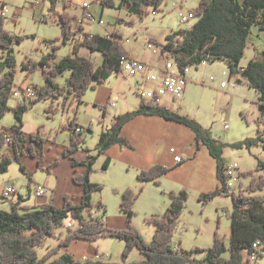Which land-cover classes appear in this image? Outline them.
I'll use <instances>...</instances> for the list:
<instances>
[{
  "label": "rangeland",
  "instance_id": "1",
  "mask_svg": "<svg viewBox=\"0 0 264 264\" xmlns=\"http://www.w3.org/2000/svg\"><path fill=\"white\" fill-rule=\"evenodd\" d=\"M75 1L78 2V0ZM32 2L33 0H0V7L5 5L8 9L6 18H4L5 29L10 34L23 38L22 42L16 43L13 48V55L17 61L16 78H14V89L16 90L26 86H42L44 83L45 78L41 69L33 74H29L27 70L23 69V65L29 60L40 62L54 46L60 45L56 51L57 57L54 59L55 63H59L73 50V43H62V29L54 21L55 18L49 11V2L45 4L46 9H43V15L40 9L33 8ZM200 2L201 0H165L157 10L149 8L148 17L142 21L138 15H131L126 8H119L120 1L116 0L115 8L104 7L103 17L95 14L92 8L96 17L103 19V26L98 23L85 24L84 31L86 34L108 36L111 35H109L110 32H119L123 35L119 39V43L125 53L131 54L132 58L138 62L162 66L165 64V60L159 55H154L153 51L147 48L148 43L153 39L163 44L166 37L173 32L180 28L189 29L196 20L183 24L181 14L195 10ZM76 11L71 10V12ZM50 13L53 19L45 21L44 15L49 16ZM73 16L80 17L81 14L79 12ZM263 52L264 35L258 27L254 26L241 66L249 64L255 53L261 56ZM7 54L6 50L0 48V61ZM80 56L90 58L98 64L102 63L103 57L97 52L92 53L83 49ZM128 57L130 56L128 55ZM190 70L188 73L190 81L186 86L184 97L175 102L165 97L163 104L181 116L196 120L203 128L210 131L212 137L223 142L225 144L223 156L225 165H236L241 175L249 171H254V177L263 175L264 171H257V166L259 162L264 163V141L258 144H246L241 149L231 146L247 140H256L259 130L263 133L264 138V117L261 116L257 92L248 87V84L240 76H231L229 66L225 61L195 64ZM68 77L69 73L67 72L63 76L56 77L54 81L64 87ZM135 81L134 78L115 74L107 83L97 85L96 90L89 89L84 95L81 105L77 102L71 104V101H67V106L69 103L71 104L70 110L68 107H63V97L52 98L48 101L42 100L25 114L24 130L27 133H32L41 127L46 137L63 143L64 138H69L70 134L63 127L77 117L78 122L84 128L82 149L89 150V154L92 156H97V144L101 140L103 132H107V127L113 134L119 122L121 124L127 115L138 111L140 99L135 91L137 90L134 85ZM203 81L205 83H202ZM223 83H226L225 88L222 87ZM143 90L141 89V91ZM17 101L13 96L10 99L13 106L17 105ZM52 105H54V112L48 113ZM104 105L107 106V109L105 119L102 120L104 111L102 106ZM118 114L122 116H118ZM132 117L134 119L128 121L122 130L126 131L128 136L135 135L137 144L132 146L130 140L125 141L123 145L121 143L125 151L123 154L116 149L112 152L113 161L109 171L104 172L103 170L104 157H99V161L94 164V171L95 169L98 171L94 173L92 171V175H94L93 177L91 175V180L102 185V190L95 192L92 196L91 202L95 206L92 210L93 217L102 216L105 212L103 206L101 208L98 206L102 202L108 213L109 223L105 222L106 225L117 231L127 229L128 222L125 214L120 210L122 195L127 189H132L135 193L141 191L139 199L133 207L135 215L132 217L131 224L143 240L150 244L153 241L156 227L149 224L146 219L165 214L172 202L169 196L171 192L185 191L188 201L182 218H180L179 228L174 233L173 243L184 250L209 249L213 247L214 235L218 233L225 245L230 248L231 217L234 205L232 195H250L244 190L249 185L251 178H244L240 175L239 183L233 194L228 197L220 195L212 203L203 205L199 200L200 195L213 192L220 187L216 176V161L210 155L205 143L198 140L197 134L191 127L181 124V122L173 124L171 131L173 138H169L170 133L166 132V128L169 127L159 123L156 119H151L157 116L135 114ZM14 123H16L15 113L9 111L0 121V131ZM227 125L228 129H226ZM146 135L150 136L145 137ZM128 136L126 137L128 138ZM163 136L164 139L161 138ZM159 138L165 141L167 158L172 157L171 159H173L176 155H180L183 157V163L168 167L169 173L166 178H161V185L157 186L154 183L149 185L139 181L138 175L140 172L148 170L143 169L146 168L143 166L144 164L152 163L149 150L152 143ZM5 152L8 153L7 150ZM132 160L135 163L138 162L134 164ZM20 169V165L13 162L8 171L0 175V190L13 186L17 195H11L16 198H18V194L28 197L30 191L29 206L33 207L35 201L38 203L42 199V197L36 196L35 186L45 187L49 173L39 169L36 175L29 176L23 175ZM32 182L34 183L32 184ZM50 193L49 189L46 195H50ZM261 194L263 193L251 195ZM11 195L9 197L12 198ZM3 202L0 200V209L10 211V205L3 204ZM86 215L90 218L88 212ZM122 220H124V224L119 223ZM72 227L75 228L76 225L72 223ZM66 230H68L67 226L58 230L57 233H66ZM56 245H59V239L57 237L49 238L44 247L37 248L39 257L43 258L48 250ZM125 247V242L113 237L100 238L93 243L80 240L70 245L68 249H62L61 255L68 253L80 261L95 260L99 257L97 260L102 259L101 262L108 264H128L145 259L137 249L131 251L129 257L125 259L123 257ZM229 255L227 252L224 257L229 258ZM205 257L206 253L196 254L197 260H204ZM253 264H264V253Z\"/></svg>",
  "mask_w": 264,
  "mask_h": 264
},
{
  "label": "trees",
  "instance_id": "2",
  "mask_svg": "<svg viewBox=\"0 0 264 264\" xmlns=\"http://www.w3.org/2000/svg\"><path fill=\"white\" fill-rule=\"evenodd\" d=\"M51 10L55 13L57 0H51ZM119 8L124 7L131 15H138L144 21L149 15V8L158 9L165 0H119ZM116 0H102V7L115 8ZM196 13V22L189 29L180 28L166 37L165 43L151 41L164 52H168L172 58L180 64L184 73L186 68L195 64L201 65L205 62L225 61L229 66L231 76L238 75L244 80L248 87L254 89L258 95V105L261 116L264 117V52L261 56L258 53L249 61L247 67L241 66V61L246 55L250 35L254 26L264 35V0H201L200 5L193 10ZM59 26L62 29V43L70 42L71 29H75L74 21L77 16L69 13L59 15ZM5 19L0 17V48L7 51V56L0 61V121L9 111H14L16 123L10 127H4L0 131V175L5 174L13 162L20 161V155L27 148L29 155L35 157L42 150L43 143L47 140L43 136L41 127L38 132L27 136L23 131L24 116L29 109H32L42 100L48 101L52 98H64L63 107L71 99V104L83 103V97L88 90H96L97 85L107 83L110 78L122 74V61L128 57L119 43L122 38L119 32H113L110 36L101 34H86L82 41L73 43V50L59 63H55L57 49L60 45L53 47L51 52L40 62L29 60L23 65V69L33 74L41 69L44 76L42 86L35 85L32 88L36 91L35 98L29 103H21L10 106V99L14 93V78H16V58L13 55L14 45L20 44L22 37H17L8 32L4 27ZM131 23V22H129ZM83 29L81 28L80 31ZM87 49L92 53L102 55V63L98 64L90 58L80 56V52ZM69 72L70 77L66 85L61 87L54 79L59 75ZM102 120L105 119L107 106H102ZM54 105L48 113L54 112ZM161 116L166 120L181 122L195 131L198 140L205 143L210 155L216 161L217 179L220 187L213 192L200 195V202L203 205L210 204L213 200L224 195L228 197L227 182L224 176L226 165L224 162L225 144L212 137L209 130L203 128L196 120L187 116H181L172 112L164 105H153L140 100L137 112L132 115ZM120 126H116L113 134L110 130L103 132L101 140L97 144V156L88 155L84 164L87 170L82 175L74 177V182L83 186L84 193L79 204H75L71 196H66L62 208L47 204L40 208H29L11 204V210L0 209V264H108L101 260L75 259L71 254L64 253L62 249L69 248L75 242L86 240L93 243L100 238L113 237L126 243L123 257H129L131 251L137 249L145 259L140 262L128 264H248L247 255L254 253V244L261 246L259 256L264 253V174L254 177V171L243 173L244 178H251L245 192L250 195H232L233 212L231 217L232 235L231 246L228 248L222 238L216 233L214 235L213 247L196 248L184 250L177 248L173 243V236L179 228V221L186 208L188 195L185 191L171 192L169 196L172 202L162 216L147 218V222L156 227L153 241L147 244L139 235L138 231L131 224L135 213L133 207L139 199L140 193L127 189L122 195L120 205L121 211L126 215L128 228L117 231L109 228L101 218H94L92 210V196L95 192L102 190V185L91 180L94 164L98 156L106 153L108 148L118 141ZM82 127L77 117L70 120L64 130L70 132L69 145L66 147L65 157L75 155L84 141L83 134L79 135L76 130ZM83 128V127H82ZM9 138V149L5 152L6 138ZM54 141V140H53ZM263 133L259 130L258 138L247 140L243 143L231 145L234 148H242L244 145L258 144L263 142ZM35 143V144H34ZM88 153L89 150H87ZM12 155V156H11ZM42 158V157H41ZM40 158V165L42 159ZM57 164L54 163L52 167ZM74 165L78 163L74 161ZM52 167L44 169L49 174ZM104 169L108 168V161L103 164ZM24 171V168L22 167ZM264 171V163L259 162L257 171ZM169 169L161 165L153 166L148 170L139 173L138 180L141 182L161 185V178L167 176ZM263 193L258 196L251 194ZM101 207V204L98 205ZM90 214V218L86 213ZM69 220V221H68ZM66 221L76 225L75 228L68 227ZM66 233H57L66 227ZM57 237L59 245L48 250L41 258L37 248L44 247L49 238ZM229 252V258L224 255ZM206 253L204 260H197L196 254Z\"/></svg>",
  "mask_w": 264,
  "mask_h": 264
},
{
  "label": "crops",
  "instance_id": "3",
  "mask_svg": "<svg viewBox=\"0 0 264 264\" xmlns=\"http://www.w3.org/2000/svg\"><path fill=\"white\" fill-rule=\"evenodd\" d=\"M84 1L85 0H78V2L75 0H57V4L55 6V13H54L55 17H58L60 19L59 15L64 13V12L69 13L71 16L77 15V14H79V12L81 14L82 13L81 5L83 4ZM45 4L46 3L42 4V6L40 7V11L42 12V15H43V9H46ZM48 6H49V4H48ZM92 8H93V11L95 14H97L99 16L101 15L103 17L104 7H102V4H99V3L95 4V5H93ZM73 9L77 10L78 12L77 11L71 12V10H73ZM89 32H91V31H89ZM110 34H112V32H110L109 35ZM126 54L132 58L131 54H129V53H126ZM255 55H256V53H255ZM255 55H253V57ZM150 65H152V64H150ZM247 65L243 66V68L247 67ZM163 67H165V64L162 66H152V68L155 70H161ZM191 68L192 67H190L186 72V75L188 77H189L188 73L191 71L190 70ZM69 77H70V73H69ZM135 91L137 93V90H135ZM168 98L170 100H172L170 97H168ZM69 101H71V99ZM21 103H29V102L17 101V105L21 104ZM70 105H71L70 103H69V106L66 105V107H68V110L71 109ZM163 105L166 107V109L174 112V110H172V108H170L166 104H163ZM10 106L14 107L11 103H10ZM120 115L121 114H118V116H120ZM24 118H25V116H24ZM114 118H115V116H114ZM132 119H134V117L129 118V119H125L123 122H121V124H120V122L118 123V126L121 125L119 128L120 131H119V134L117 137L118 141L114 142V144H112L108 148V150L106 151L105 154L98 156L97 162L99 161V159L101 157L105 158L104 163L106 161H108V168L104 169V167H103L104 172L109 171L111 168L112 161H113L112 160V156H113L112 152L115 149L120 150L121 154H123L125 151V148L122 147V145L125 141L130 140V144H132V146H135V144H137V138L135 135L128 136L126 134V131L123 132V130H122L123 127L128 123V121H130ZM151 119H156L159 123H163L166 126H168L169 128H166V132L170 133L169 138H173L172 137L173 135H171L172 134L171 131L173 130L172 126H173V124H175L176 121L166 120V118L161 117V116L153 117ZM24 124H25V122L23 123V131L25 132ZM108 129L109 128L107 127V130ZM38 130H39V127L37 128V130L35 132H32V133L25 132V133L27 134V136H29L31 134L37 133ZM43 136L45 137V139L47 141L43 143L41 152L36 154L35 157H31L29 155V151L27 150V148H24V153L20 155V157H19L20 161L17 163L20 165V168H21L20 171L23 175L26 174L29 176H33V175L37 174L39 169H42V170L47 169L49 167H52V165L57 162V164L54 167H52L51 173L48 175V179L46 180V183L44 185L45 187H47L51 190L50 195L48 194L45 196H41L42 197L41 201H38V203L35 201L34 206L31 207V206H29V202L31 199L30 191H29L28 197H25V196L20 195V194H18V198L13 197V196L17 195V191L15 190V193L14 194L12 193L13 196L11 195L12 198L11 197L3 198L2 197L3 192L5 191L6 188L9 187L8 186V187L0 190V200L4 201L3 204H8V205H10V207H11V204H19L20 207L21 206H28L29 208H40V207L45 206L47 204H52L58 208H62L64 205V200H65L66 196H71L73 199V202L75 204H79L81 202L82 196L84 193V188H83V186L78 185L74 182V177L77 175L84 174L85 171L87 170V166H86V164H84V162L86 161L89 153H86L87 150H85V149H80L77 153H75V155H72V158L71 157H65L63 155H64L66 147L69 145L70 134H69V138H66L67 141H65L66 139L64 138L63 143H60L57 140L53 141L51 139V137H48V136L46 137L45 133H43ZM126 136H128L129 139ZM149 136L150 135H146L145 137H149ZM142 138H144V137H142ZM161 138L164 139V136ZM161 138L155 140L152 143L150 150H149L150 156H152L151 157L152 163L144 164L143 166L146 168H143V169H150L156 165H161V166H164L165 168L166 167L167 168L173 167V165H175V166L178 165V164H176L175 159H174V158H176L177 155L173 159H171L172 157L169 159L167 158L166 151H165V141ZM121 143H122V145H121ZM126 150H127V148H126ZM8 152H11L10 154H13L11 149H9ZM40 158L42 159L41 165L39 163ZM74 161H76L78 163L77 166L74 165ZM132 161L134 162V160H132ZM136 163L134 162V164H136ZM140 163H142V161H140ZM215 165H216V163H215ZM22 167L24 168V171L22 170ZM95 171H98V170L95 169ZM95 171H93V173ZM93 175H92V177H93ZM166 177L167 176H165L164 178H166ZM52 179H54V181H52ZM92 182L95 183L96 181H92ZM33 183L34 182H32V184ZM146 184L150 185L153 183L146 182ZM50 185H51V187H50ZM100 204H101V207L103 206V209L105 210V212L102 214V216H98L95 218H101L104 222H106L108 224L109 220L107 217L108 216L107 208H105V206L103 205L102 202ZM125 217H126V215H125ZM119 223L124 224V220H122ZM111 225H113V224H111ZM112 227H115V226H112ZM175 246H177V245H175ZM177 248H181V247L178 246ZM95 260H97V258ZM100 260H102V259H100Z\"/></svg>",
  "mask_w": 264,
  "mask_h": 264
},
{
  "label": "built area",
  "instance_id": "4",
  "mask_svg": "<svg viewBox=\"0 0 264 264\" xmlns=\"http://www.w3.org/2000/svg\"><path fill=\"white\" fill-rule=\"evenodd\" d=\"M46 2H49V10L55 18L54 21L58 23L59 18L55 17L54 12H52L51 10V0H33L31 5L34 9H40L42 4ZM98 3L102 4V0H85L83 2V4L81 5V16H77L76 20L74 21L75 29H71V32H74V34L71 35V43H75L77 40L82 41L84 35H86L84 31L85 24L98 23L99 25L103 26V19H98L92 11V5ZM7 12V7L5 5H2L0 7V17L6 18ZM51 13L49 16L45 15V21H51V19H53ZM196 19L197 16L193 10H190L186 13L183 12L181 14V21L183 22V24ZM81 28L83 29L82 31H80ZM147 48L152 50V53L154 55H159V57H162L165 60V67H163L161 70H155L152 68V65L138 62L136 59L131 57H127L126 59H124L121 66L122 75L129 78H134L136 80L134 85L137 88L138 98L141 101L151 103L153 105H163V100L165 97H170L174 102L179 98H183L185 95L186 86L190 81L189 77L186 75V72L190 67L186 68L184 73H182L179 62L172 58L168 52H164L160 47L153 44L152 41L148 43ZM207 63L209 62H205L204 64ZM202 83H205V81H203ZM225 84L226 83L222 84L223 88L226 87ZM141 89L144 90L141 91ZM35 94L36 91L34 90V88H32L31 86H26L20 88L19 90L15 89L12 96L15 97L18 101L30 102L35 98ZM228 128L229 126L227 125L226 129ZM76 132L79 135H82L84 133V128L78 127ZM9 138L10 136L6 138L5 151L7 150V152L9 150ZM182 158L183 157H180V155H177L176 158H174L176 164H182ZM240 175L241 174L239 173L238 167L236 165H226L224 176L227 182L228 194H233L236 190V185L239 183ZM48 192L49 189L43 187L42 185L35 186V194L37 197L45 196ZM12 193H15V189L13 188V186H9L3 192L2 197L8 198ZM67 226L71 227L72 222H69ZM254 249L256 250L254 253H250L247 255L248 264L255 263L258 257H260L259 253L261 252V246L256 243L254 244Z\"/></svg>",
  "mask_w": 264,
  "mask_h": 264
},
{
  "label": "bare ground",
  "instance_id": "5",
  "mask_svg": "<svg viewBox=\"0 0 264 264\" xmlns=\"http://www.w3.org/2000/svg\"><path fill=\"white\" fill-rule=\"evenodd\" d=\"M97 258H99V257H97Z\"/></svg>",
  "mask_w": 264,
  "mask_h": 264
}]
</instances>
